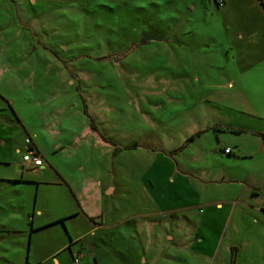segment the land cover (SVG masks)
<instances>
[{
    "label": "rangeland",
    "instance_id": "rangeland-1",
    "mask_svg": "<svg viewBox=\"0 0 264 264\" xmlns=\"http://www.w3.org/2000/svg\"><path fill=\"white\" fill-rule=\"evenodd\" d=\"M218 1L0 0V264H264V8ZM27 137L99 230L31 233L68 198Z\"/></svg>",
    "mask_w": 264,
    "mask_h": 264
},
{
    "label": "crops",
    "instance_id": "crops-1",
    "mask_svg": "<svg viewBox=\"0 0 264 264\" xmlns=\"http://www.w3.org/2000/svg\"><path fill=\"white\" fill-rule=\"evenodd\" d=\"M223 129H225V127H223ZM228 129L231 130L230 132H234V133H238V132L242 133V131H243L242 127H229ZM34 146L37 148V150L42 155V151H41L40 147L38 145H34ZM225 147H229V145L224 146L223 154L232 156L235 153L234 149H232L233 151L231 153H226L224 151ZM19 165H21V164H18V166ZM18 166H17V169H18ZM180 168H183L182 163H181V165H176V163H175V166L173 169L177 170ZM199 168L203 169L200 172V178H202L203 173L206 174V170L204 169V166H202V165ZM24 169L25 168H22V170H24ZM183 169H184V171H182V172L184 173L186 170H185V168H183ZM22 170H19V171H22ZM27 170L36 171L38 176H43V175L51 172L53 180L51 179L50 181L49 180H45V181L47 183H51L54 187L62 189V191H64V193H66V197L68 198V200L65 202V204H63L62 206H59V208H61V210L54 212L53 214H50L48 216V220L42 221V222L38 223L37 225L35 224L36 213L38 216H44L46 209H47V205H45V202L48 203V201L42 199V202L40 205L37 204V202H36L35 212H34V215L32 217L31 227H30L32 234L35 232V230H39L40 228H48L50 226H53L54 224L55 225H61V226H58L60 228L65 227L66 229H68L70 231L74 230V232H77L80 228L87 227L90 223H94L97 227V230H99L98 228H100V226H101L100 222L95 221V219L99 216L100 210L97 211L92 207L91 210L88 211L89 207L86 206L85 202H87V201L84 200L83 190L74 181H72L63 170L58 169L56 167L54 168L52 165H46L45 163H43L42 166H39L36 169H27ZM14 178H16L17 180H21V179H18L17 177H14ZM31 180L33 182H37L38 190L40 189V187H42V185H43L42 182L44 181L43 179H39V180L28 179L27 181L32 182ZM170 180H174L173 175H171ZM98 190H100L101 197L105 198V199L107 198L108 200L110 199V197L114 196V194L116 192V188L112 183H109L107 185H101L98 188ZM89 191H90V189H89ZM252 194H257L254 192V189H253ZM95 196H96V194H93L92 197L94 198ZM57 199L59 202L60 197L57 196ZM218 204L221 205L220 203H218ZM185 207H187L186 210L189 209L188 206H185ZM185 207H183L182 209H184ZM36 209H37V212H36ZM261 209L264 211V207H261ZM87 222H88V224H87ZM95 228L92 229L93 233L96 231ZM79 241H82L81 237L80 238L79 237H76V238L70 237L69 242L66 243L65 246H67L68 248H71L73 253H76L81 247H83V243H81L80 247L77 248L76 251L74 250L73 245ZM57 262H59V261L57 260Z\"/></svg>",
    "mask_w": 264,
    "mask_h": 264
},
{
    "label": "built area",
    "instance_id": "built-area-1",
    "mask_svg": "<svg viewBox=\"0 0 264 264\" xmlns=\"http://www.w3.org/2000/svg\"><path fill=\"white\" fill-rule=\"evenodd\" d=\"M222 1V0H220ZM26 151L22 157L23 168L26 169H36L39 166H42L44 163L43 157L37 148L34 146L33 140L30 137L26 138ZM226 153H230L232 149L230 147L225 148ZM80 256L77 254L75 261L79 263Z\"/></svg>",
    "mask_w": 264,
    "mask_h": 264
},
{
    "label": "water",
    "instance_id": "water-1",
    "mask_svg": "<svg viewBox=\"0 0 264 264\" xmlns=\"http://www.w3.org/2000/svg\"><path fill=\"white\" fill-rule=\"evenodd\" d=\"M141 35L144 40L146 41H163L164 38L162 36H159L157 33L152 32V31H142ZM23 166L19 165L18 169L22 170Z\"/></svg>",
    "mask_w": 264,
    "mask_h": 264
},
{
    "label": "trees",
    "instance_id": "trees-1",
    "mask_svg": "<svg viewBox=\"0 0 264 264\" xmlns=\"http://www.w3.org/2000/svg\"><path fill=\"white\" fill-rule=\"evenodd\" d=\"M216 1V3H217V5L220 3L218 0H215ZM260 1V3L262 4V7L264 8V0H259ZM220 5V4H219ZM221 6V5H220ZM141 37H142V35H141ZM142 39H143V37H142ZM144 40V39H143ZM232 152V151H231ZM230 152V153H231ZM84 247H81L73 256H74V262H76L75 261V257H76V255L78 254L79 256H80V260H81V264H82V260H83V257H85L84 256V249H83ZM80 260H79V263H80Z\"/></svg>",
    "mask_w": 264,
    "mask_h": 264
},
{
    "label": "flooded vegetation",
    "instance_id": "flooded-vegetation-1",
    "mask_svg": "<svg viewBox=\"0 0 264 264\" xmlns=\"http://www.w3.org/2000/svg\"><path fill=\"white\" fill-rule=\"evenodd\" d=\"M21 165H23V163H21Z\"/></svg>",
    "mask_w": 264,
    "mask_h": 264
}]
</instances>
